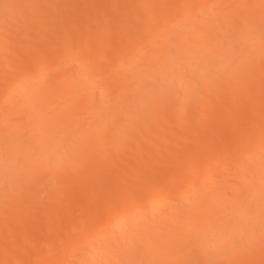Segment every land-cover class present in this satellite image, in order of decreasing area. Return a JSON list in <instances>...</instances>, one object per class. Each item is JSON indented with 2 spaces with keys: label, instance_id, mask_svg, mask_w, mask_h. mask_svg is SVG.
<instances>
[{
  "label": "bare ground",
  "instance_id": "bare-ground-1",
  "mask_svg": "<svg viewBox=\"0 0 264 264\" xmlns=\"http://www.w3.org/2000/svg\"><path fill=\"white\" fill-rule=\"evenodd\" d=\"M0 264H264V0H0Z\"/></svg>",
  "mask_w": 264,
  "mask_h": 264
}]
</instances>
